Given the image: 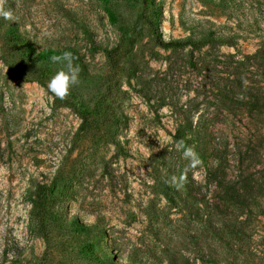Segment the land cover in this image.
Returning <instances> with one entry per match:
<instances>
[{
  "label": "rangeland",
  "instance_id": "obj_1",
  "mask_svg": "<svg viewBox=\"0 0 264 264\" xmlns=\"http://www.w3.org/2000/svg\"><path fill=\"white\" fill-rule=\"evenodd\" d=\"M2 12L0 264H264V0H0ZM9 25L30 52L6 49ZM67 47L81 57L68 95L99 114L83 129L47 89L63 65L38 56ZM40 183L56 195L44 218Z\"/></svg>",
  "mask_w": 264,
  "mask_h": 264
},
{
  "label": "trees",
  "instance_id": "obj_2",
  "mask_svg": "<svg viewBox=\"0 0 264 264\" xmlns=\"http://www.w3.org/2000/svg\"><path fill=\"white\" fill-rule=\"evenodd\" d=\"M153 25V22L150 23ZM199 41V39H198ZM159 44L163 47H171V48H179L185 46L187 44H195V40L193 37H188L186 39H171L165 40L162 37H159L158 40ZM22 43L24 46L27 47L28 52H30V42L25 37V35L19 31L15 25H9L5 30L4 35V45L6 49L12 51L16 46V44ZM71 52L73 55V60L75 62L81 61V57L79 52L74 49L73 47H67L65 49H54V48H46L38 52V56L43 61H51V57L53 56H62L65 52ZM27 52V53H28ZM26 53V54H27ZM44 85L46 83L41 81ZM54 103L59 107H69L73 109L76 114L81 119L80 129L85 128L88 125H91L92 122L96 119L98 114V109L96 106L92 104H88L83 100L76 99L75 96L66 95L63 99L56 98L53 95ZM56 195H55V188L53 184L49 183H40L35 191V199L33 200L34 207L38 212V215L42 218L46 217L47 214L52 211L54 208ZM211 264H218L217 262H213Z\"/></svg>",
  "mask_w": 264,
  "mask_h": 264
},
{
  "label": "clouds",
  "instance_id": "obj_3",
  "mask_svg": "<svg viewBox=\"0 0 264 264\" xmlns=\"http://www.w3.org/2000/svg\"><path fill=\"white\" fill-rule=\"evenodd\" d=\"M0 15H3L4 19L10 18L7 12H2ZM73 59L72 53L68 51H65L62 56L51 57L53 63L63 65L47 82L48 91L56 98L63 99L68 95L70 88L79 83L80 69L78 65H74ZM184 157L190 161L192 166L199 163L198 155L191 147L185 148Z\"/></svg>",
  "mask_w": 264,
  "mask_h": 264
}]
</instances>
